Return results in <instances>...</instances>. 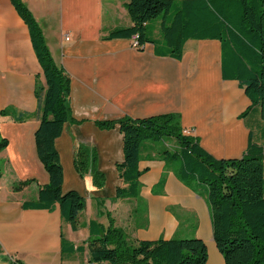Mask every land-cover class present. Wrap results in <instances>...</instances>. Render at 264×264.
Returning a JSON list of instances; mask_svg holds the SVG:
<instances>
[{
	"label": "crops",
	"instance_id": "1",
	"mask_svg": "<svg viewBox=\"0 0 264 264\" xmlns=\"http://www.w3.org/2000/svg\"><path fill=\"white\" fill-rule=\"evenodd\" d=\"M22 1L41 26L55 64L70 77V106L81 122H66L55 146L63 168L62 190L76 189L86 206L76 230L61 218L57 203L52 209L28 206L39 186L48 182L34 140L39 124L34 86L36 77L42 84L45 77L27 25L11 0H0V137L7 139L0 151V264H89L86 240L97 231L89 222L107 226L110 219L130 240L200 238L207 249L206 264H225L213 237L206 187L194 191L186 186L175 174L177 164L146 142L138 162L137 197H114L116 187L124 185L115 168L123 159L122 134L117 126L102 130L94 123L123 114L172 112L216 158L241 156L249 134L264 145L258 106L241 116L251 101L236 80L222 78L220 42L188 39L177 60L156 54L151 43L137 50L130 39L102 38L112 28L131 25L124 7L128 0ZM119 15L127 24H118ZM156 23L151 31L159 38ZM5 107L28 117L16 121L2 115ZM79 144L97 151L104 187L92 186L89 174L76 172L73 156ZM26 179H31L28 184L13 188Z\"/></svg>",
	"mask_w": 264,
	"mask_h": 264
},
{
	"label": "trees",
	"instance_id": "2",
	"mask_svg": "<svg viewBox=\"0 0 264 264\" xmlns=\"http://www.w3.org/2000/svg\"><path fill=\"white\" fill-rule=\"evenodd\" d=\"M28 27L32 47L42 68L45 84L34 86L37 100L35 116L39 124L34 132L36 153L48 173V182L39 186L32 208L52 209L59 205L61 218L73 230L79 226V214L85 197L75 189L62 190L63 168L55 140L66 122L80 123L70 106V77L52 59L43 31L22 0H11ZM124 7L131 25L110 29L103 39H130L136 34L143 50L151 43L156 54L180 60L188 39H215L220 42L221 75L236 80L251 101L241 116L258 106L264 120V0H128ZM159 21V38L148 24ZM16 121L28 113L10 107L1 110ZM102 130L118 127L122 134L121 162L115 163L123 186H117L116 198L137 197L140 151L146 141L172 138L173 149L158 151L163 159L178 161L175 174L194 191L207 190L213 237L225 264H264V145L249 134L247 148L239 157L216 158L194 135L182 132L178 113L146 117L123 114L117 118L96 119ZM7 139L0 137V151ZM76 172L91 176L96 188L104 187L105 174L98 168L97 151L84 144L73 156ZM1 174V166H0ZM31 179L14 184L20 189ZM97 229L87 240L89 264H206L205 243L197 237L157 240H130L125 231L109 220L107 226L91 220ZM16 264V263H14Z\"/></svg>",
	"mask_w": 264,
	"mask_h": 264
},
{
	"label": "rangeland",
	"instance_id": "3",
	"mask_svg": "<svg viewBox=\"0 0 264 264\" xmlns=\"http://www.w3.org/2000/svg\"><path fill=\"white\" fill-rule=\"evenodd\" d=\"M126 13V12H125ZM126 15V18L129 20V17L127 16V14H125ZM118 19H119V21H118V24L120 25V26H123V25H125V24H127V23H125V19L124 18H122L121 17V15H119L118 16ZM130 21V20H129ZM156 21H152L151 22V24H150V27H149V29H151V30H154L155 28H156ZM146 142H148V143H153V145H155L156 146V148H157V150H162V149H164V148H170V149H173V146H175V144H174V140L172 139V138H169V137H165L164 139H160V140H154V141H146ZM146 142H144V143H146ZM143 143V144H144ZM170 162H174V163H178V161H172V160H169ZM107 175H108V179H107V181H108V183H109V181L111 180V177H110V172H107ZM91 177V176H90ZM91 183H92V181H91ZM92 186H94L93 184H92ZM95 187V186H94ZM76 190V189H75Z\"/></svg>",
	"mask_w": 264,
	"mask_h": 264
},
{
	"label": "built area",
	"instance_id": "4",
	"mask_svg": "<svg viewBox=\"0 0 264 264\" xmlns=\"http://www.w3.org/2000/svg\"><path fill=\"white\" fill-rule=\"evenodd\" d=\"M65 39L68 40L69 37L66 36ZM130 46L134 49H138V47L140 46V44L138 43V37L136 34L132 35V37L130 38ZM182 132L186 135H192V129L190 128H183Z\"/></svg>",
	"mask_w": 264,
	"mask_h": 264
}]
</instances>
